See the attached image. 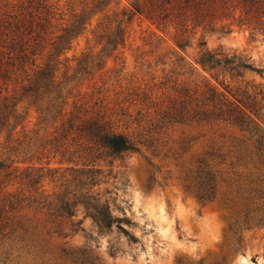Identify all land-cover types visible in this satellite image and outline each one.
<instances>
[{"label":"trees","instance_id":"16d2710c","mask_svg":"<svg viewBox=\"0 0 264 264\" xmlns=\"http://www.w3.org/2000/svg\"><path fill=\"white\" fill-rule=\"evenodd\" d=\"M113 1L94 0L71 20L57 18L49 0H30L27 12L0 16V239L13 228L14 214L29 208L47 213L54 221L68 222L74 234L85 232L84 220L90 219L101 234L116 230L129 243L138 242L129 230L134 222L121 208V215L116 214L110 191L102 190L104 171L85 152L102 147L121 155L140 152V148L119 130L102 101L79 99L78 84L71 85L79 73L91 72L92 63L97 61L102 68V60L125 45L126 23L136 15L162 32L173 28L181 51L197 40L195 63L225 89L220 92L207 82L202 105L189 117L184 106L177 109L175 119L230 123L253 147L237 155L245 166L253 165L244 173L234 165L223 173L205 158L197 171L199 199L214 201L221 178L228 186L225 203L236 211L240 224L247 229L264 227V171L258 166L264 163V83L252 85L253 89L227 83V76L231 80L248 74L264 78V69L245 54L209 48L205 39L236 28L249 32L253 40L264 36V0H130V8L107 15L97 27L102 51L83 53L69 74L67 54L74 42ZM220 156L226 159L225 154Z\"/></svg>","mask_w":264,"mask_h":264},{"label":"rangeland","instance_id":"374dc122","mask_svg":"<svg viewBox=\"0 0 264 264\" xmlns=\"http://www.w3.org/2000/svg\"><path fill=\"white\" fill-rule=\"evenodd\" d=\"M93 2L49 0L60 20H71ZM31 4L30 0H0V16L27 12ZM128 8L130 0H114L93 18L67 54L69 74L83 53L102 51L96 31L104 18ZM126 25L125 45L103 59L102 68L97 61L92 63L91 72L79 73L71 85L78 84L79 99L102 101L119 130L140 148V152L121 155L102 147L85 152L104 171L102 190L110 191L115 213L121 215V208L134 222L129 230L138 242L129 243L116 230L101 234L90 219L84 220L85 232L74 234L68 222L26 208L14 214L13 228L0 239V264H264V227L247 229L240 224L236 211L225 203L227 184L219 178L214 201L198 197L197 171L205 158L223 173L231 165L244 173L253 165L245 166L237 155L253 147L230 123L175 119L177 109L184 106L189 117L202 105L207 82L225 93L195 63L197 40L184 52L175 45L173 28L162 32L140 15ZM201 35L200 31L197 38ZM205 39L209 48L245 54L264 69V36L253 40L249 32L236 28L227 35L208 34ZM64 71L62 66V79ZM227 83L253 89L254 84L263 85L264 78L248 74L231 80L227 76ZM258 166L264 171V163Z\"/></svg>","mask_w":264,"mask_h":264}]
</instances>
